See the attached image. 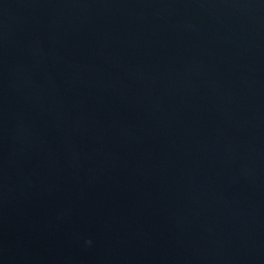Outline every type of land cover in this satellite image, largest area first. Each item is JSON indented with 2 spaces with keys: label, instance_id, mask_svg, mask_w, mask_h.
I'll return each instance as SVG.
<instances>
[{
  "label": "water",
  "instance_id": "1",
  "mask_svg": "<svg viewBox=\"0 0 264 264\" xmlns=\"http://www.w3.org/2000/svg\"><path fill=\"white\" fill-rule=\"evenodd\" d=\"M0 264H264V0H0Z\"/></svg>",
  "mask_w": 264,
  "mask_h": 264
}]
</instances>
